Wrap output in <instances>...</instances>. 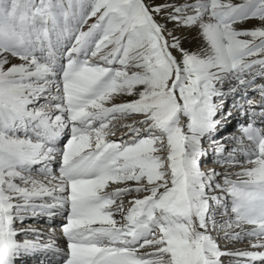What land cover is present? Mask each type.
<instances>
[{
    "label": "snow or ice",
    "instance_id": "snow-or-ice-1",
    "mask_svg": "<svg viewBox=\"0 0 264 264\" xmlns=\"http://www.w3.org/2000/svg\"><path fill=\"white\" fill-rule=\"evenodd\" d=\"M37 253L264 264V0H0V264Z\"/></svg>",
    "mask_w": 264,
    "mask_h": 264
},
{
    "label": "bare ground",
    "instance_id": "bare-ground-1",
    "mask_svg": "<svg viewBox=\"0 0 264 264\" xmlns=\"http://www.w3.org/2000/svg\"><path fill=\"white\" fill-rule=\"evenodd\" d=\"M228 128L229 129L227 130V132H225V135H228L231 132H235L236 121L234 120ZM117 134H120V132H117ZM207 167H217V166L209 162ZM24 223L25 225H31L32 227L44 233H46L49 227L55 228L57 230V235H56L57 242L61 243L62 245V240L59 236L60 217H55L51 222V224H49L47 218L44 217H41L38 220L27 219L24 221ZM43 239H47V235H45ZM221 245H222V251H227V250L235 251L236 249L244 250V249H248L249 247L246 240L243 242H235L228 244H226L224 241H221ZM221 260H222V264H235L233 258L228 256L221 257ZM20 264H62V261H60L58 257H55L50 254L37 253L31 256L23 257L21 259Z\"/></svg>",
    "mask_w": 264,
    "mask_h": 264
},
{
    "label": "rangeland",
    "instance_id": "rangeland-1",
    "mask_svg": "<svg viewBox=\"0 0 264 264\" xmlns=\"http://www.w3.org/2000/svg\"><path fill=\"white\" fill-rule=\"evenodd\" d=\"M235 2H239V0H235ZM91 22V21H90ZM249 27L251 26V25H248ZM120 134H117V136H119ZM116 137H113V139H115Z\"/></svg>",
    "mask_w": 264,
    "mask_h": 264
}]
</instances>
